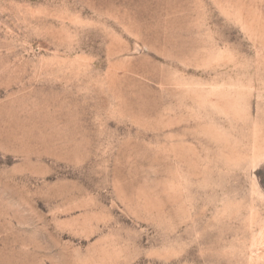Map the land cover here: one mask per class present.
Listing matches in <instances>:
<instances>
[{
    "label": "rangeland",
    "instance_id": "rangeland-1",
    "mask_svg": "<svg viewBox=\"0 0 264 264\" xmlns=\"http://www.w3.org/2000/svg\"><path fill=\"white\" fill-rule=\"evenodd\" d=\"M0 264H264V0H0Z\"/></svg>",
    "mask_w": 264,
    "mask_h": 264
}]
</instances>
